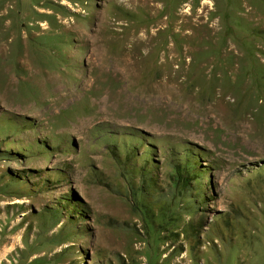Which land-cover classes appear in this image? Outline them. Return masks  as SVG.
Wrapping results in <instances>:
<instances>
[{"label":"rangeland","instance_id":"obj_1","mask_svg":"<svg viewBox=\"0 0 264 264\" xmlns=\"http://www.w3.org/2000/svg\"><path fill=\"white\" fill-rule=\"evenodd\" d=\"M0 264H264V0H0Z\"/></svg>","mask_w":264,"mask_h":264},{"label":"bare ground","instance_id":"obj_2","mask_svg":"<svg viewBox=\"0 0 264 264\" xmlns=\"http://www.w3.org/2000/svg\"><path fill=\"white\" fill-rule=\"evenodd\" d=\"M214 9V8H213ZM213 27H215L214 25H212ZM214 29V28H213Z\"/></svg>","mask_w":264,"mask_h":264},{"label":"trees","instance_id":"obj_3","mask_svg":"<svg viewBox=\"0 0 264 264\" xmlns=\"http://www.w3.org/2000/svg\"><path fill=\"white\" fill-rule=\"evenodd\" d=\"M187 179H188V177H187Z\"/></svg>","mask_w":264,"mask_h":264}]
</instances>
